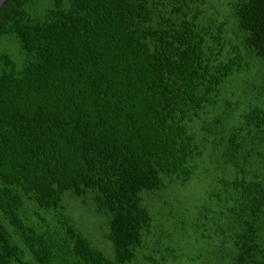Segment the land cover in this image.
<instances>
[{"label":"trees","instance_id":"trees-1","mask_svg":"<svg viewBox=\"0 0 264 264\" xmlns=\"http://www.w3.org/2000/svg\"><path fill=\"white\" fill-rule=\"evenodd\" d=\"M0 264H264V0H8Z\"/></svg>","mask_w":264,"mask_h":264},{"label":"rangeland","instance_id":"rangeland-1","mask_svg":"<svg viewBox=\"0 0 264 264\" xmlns=\"http://www.w3.org/2000/svg\"><path fill=\"white\" fill-rule=\"evenodd\" d=\"M198 192V191H197ZM74 210H75V214L76 217L78 218V221L82 224V221L87 223V224H91V225H86V228L88 230H90L93 233L98 234L97 232V226H95V224L93 223L92 220V214L90 216V212L88 209L82 208L79 205H72L71 206ZM189 250H187L186 252H188Z\"/></svg>","mask_w":264,"mask_h":264},{"label":"water","instance_id":"water-1","mask_svg":"<svg viewBox=\"0 0 264 264\" xmlns=\"http://www.w3.org/2000/svg\"><path fill=\"white\" fill-rule=\"evenodd\" d=\"M8 0H0V10L7 3Z\"/></svg>","mask_w":264,"mask_h":264}]
</instances>
